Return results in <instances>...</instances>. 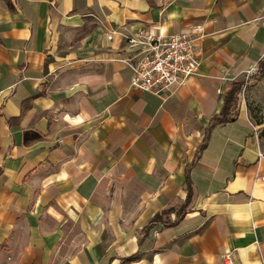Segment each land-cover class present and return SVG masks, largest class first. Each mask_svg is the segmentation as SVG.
I'll return each mask as SVG.
<instances>
[{
  "label": "crops",
  "instance_id": "0c3cea01",
  "mask_svg": "<svg viewBox=\"0 0 264 264\" xmlns=\"http://www.w3.org/2000/svg\"><path fill=\"white\" fill-rule=\"evenodd\" d=\"M192 24L198 74L132 88L125 36ZM260 61L264 0H0V264H264V140L211 121Z\"/></svg>",
  "mask_w": 264,
  "mask_h": 264
},
{
  "label": "built area",
  "instance_id": "2783aa9c",
  "mask_svg": "<svg viewBox=\"0 0 264 264\" xmlns=\"http://www.w3.org/2000/svg\"><path fill=\"white\" fill-rule=\"evenodd\" d=\"M205 35L201 24L169 34L141 28L126 35L125 46L130 56L120 61L130 70L129 85L142 92L159 94L187 84L199 72L197 41ZM107 38H112V33ZM223 261L231 264L228 255L223 256Z\"/></svg>",
  "mask_w": 264,
  "mask_h": 264
},
{
  "label": "trees",
  "instance_id": "16d2710c",
  "mask_svg": "<svg viewBox=\"0 0 264 264\" xmlns=\"http://www.w3.org/2000/svg\"><path fill=\"white\" fill-rule=\"evenodd\" d=\"M259 75H264V61H260L258 63ZM243 84V80L231 81L229 82V89L224 95L223 104L221 106L220 111L216 114L212 119V125L223 124L229 121H233V111L235 109L237 95L240 91L241 85ZM204 146V144L200 145L199 149ZM186 184V196L184 202L179 206H171L163 209L162 211L156 213L149 220L148 225L144 228V235H146L149 229L152 227L154 223H163L164 225H172L178 222L188 211V207L192 201V187L189 176L186 175L185 178ZM170 214H174L173 219L170 218ZM138 256L132 255L128 257V260H133Z\"/></svg>",
  "mask_w": 264,
  "mask_h": 264
},
{
  "label": "rangeland",
  "instance_id": "374dc122",
  "mask_svg": "<svg viewBox=\"0 0 264 264\" xmlns=\"http://www.w3.org/2000/svg\"><path fill=\"white\" fill-rule=\"evenodd\" d=\"M235 109L242 110L250 125L264 140V75H259L258 66L243 80Z\"/></svg>",
  "mask_w": 264,
  "mask_h": 264
}]
</instances>
